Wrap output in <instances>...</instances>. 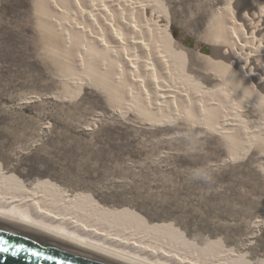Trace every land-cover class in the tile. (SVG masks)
Segmentation results:
<instances>
[{
    "label": "rangeland",
    "instance_id": "obj_1",
    "mask_svg": "<svg viewBox=\"0 0 264 264\" xmlns=\"http://www.w3.org/2000/svg\"><path fill=\"white\" fill-rule=\"evenodd\" d=\"M241 1L0 0L1 184L45 187L56 203L168 229L196 252L264 264V140L224 138L196 105L159 113L130 97L135 86L153 101L184 87L197 103L241 112L255 136L264 125L257 103L210 62L211 49L231 41L232 16L238 32L259 27ZM158 16L171 36L158 34ZM138 41L161 49L173 74L157 66L133 72L130 59L147 63ZM156 80L170 88L158 86L165 89L156 95Z\"/></svg>",
    "mask_w": 264,
    "mask_h": 264
},
{
    "label": "bare ground",
    "instance_id": "obj_2",
    "mask_svg": "<svg viewBox=\"0 0 264 264\" xmlns=\"http://www.w3.org/2000/svg\"><path fill=\"white\" fill-rule=\"evenodd\" d=\"M236 2H238V5L242 4L241 0H236ZM242 6L244 7L242 9L245 11L243 12L244 15L249 19L247 22L252 20L249 18L251 15L257 18L259 27L257 26L258 28H253L251 32H247L246 27L248 26H246L247 31H240L239 29L241 32L239 34L240 32H238L236 27L240 24H236L234 16H232L230 19L232 27L231 30L229 29L231 41L227 45H220L219 48H212V57H215V59H211L210 62L218 67V69L220 68V70L222 69L224 71L223 73L226 74L227 80L229 79V82H233L235 91L239 95H243L245 98L250 95L249 101L252 99L257 103V111L261 113L260 115L264 119V0H248ZM135 8H139L144 17L143 4H137ZM231 13L233 14V12ZM156 19L155 29L157 26L158 34L162 37L163 28L171 36L169 23H167L166 19L163 17L160 18L159 16ZM149 21L152 22L151 19ZM160 21L161 23H159ZM136 25H133L135 32H137L138 26ZM150 25L152 26V24ZM145 29L147 31L146 33L150 34V29ZM225 43L228 42L226 41ZM134 48L146 58L145 61L147 63L138 60L137 57H135L134 62L130 59L133 65L128 63L130 67L132 65L133 72H138V69L141 68L150 71L154 70V66H157L159 69L165 70L166 73L173 74L172 64L170 60H167L161 49L154 48L151 45L149 46L148 43L142 41H138ZM90 52L92 53V51ZM94 53L97 55L99 52L95 49ZM136 54L135 56H138ZM142 64H144V67ZM158 83L156 80L155 86H152L156 95L158 94L157 92L165 89L160 90L158 86L165 84L159 85ZM150 86L148 85V88ZM165 86L170 88L168 85ZM135 87L136 92H131L130 97L136 96L137 101L138 99L139 101L144 99L154 111L160 113L166 106L173 107L171 109L178 111L179 107L189 108L196 105L195 107L200 115L212 118L211 120L214 121H212V126L220 131L224 138L230 140L233 138V141L235 138H241L245 142L254 141V138L262 140L261 142L264 140V125L259 128V131L256 130L255 136H250L242 125L239 114L241 112L237 113L236 111V113H230L227 110L223 112L219 111V107L215 102L209 103L208 101L206 103L200 100L197 103L196 94H193L194 92L191 93L184 87L178 88L171 86L173 89L166 90V94V91H163L161 95H154L156 99L154 101L149 93L150 90H146L144 85L140 86V88L138 86ZM128 90H130L129 87ZM253 101L252 103H254ZM115 219L116 221L109 218L96 217L86 207L82 210L78 203H56L45 187L38 186L12 190L0 182V232L13 238L22 239L28 243H39V245L49 248L51 252H56L66 258H73L75 261L85 264H238L235 258L232 259L220 253L210 254L208 251L196 252L192 247H188L189 245L186 246L183 243V239L179 234H172L168 229L160 227L138 229L131 221H124L121 217H115Z\"/></svg>",
    "mask_w": 264,
    "mask_h": 264
},
{
    "label": "water",
    "instance_id": "obj_3",
    "mask_svg": "<svg viewBox=\"0 0 264 264\" xmlns=\"http://www.w3.org/2000/svg\"><path fill=\"white\" fill-rule=\"evenodd\" d=\"M0 264H85L66 258L39 243H28L0 232Z\"/></svg>",
    "mask_w": 264,
    "mask_h": 264
},
{
    "label": "snow or ice",
    "instance_id": "obj_4",
    "mask_svg": "<svg viewBox=\"0 0 264 264\" xmlns=\"http://www.w3.org/2000/svg\"><path fill=\"white\" fill-rule=\"evenodd\" d=\"M3 250H5V249H0V251H3Z\"/></svg>",
    "mask_w": 264,
    "mask_h": 264
}]
</instances>
